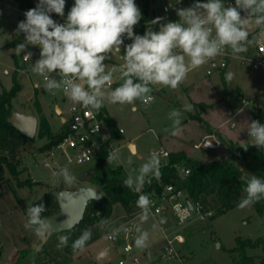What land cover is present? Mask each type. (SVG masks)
<instances>
[{"label":"rangeland","instance_id":"374dc122","mask_svg":"<svg viewBox=\"0 0 264 264\" xmlns=\"http://www.w3.org/2000/svg\"><path fill=\"white\" fill-rule=\"evenodd\" d=\"M36 7L38 0H34ZM141 10V3L135 0ZM74 4V0H66V15ZM235 5V2H228ZM153 9L158 5H152ZM190 3L184 1L174 6L168 13H161L165 21H178L175 8L189 7ZM0 8L4 13L0 15V92L3 89H11L14 85V72L16 70L13 54L16 49L13 40L24 36L16 34L18 22L25 19L24 14L29 10L21 7L17 0H0ZM156 10L152 21L158 17ZM243 16L244 13L241 12ZM159 27V25H154ZM143 26L139 22L134 27L135 33L144 34ZM252 39L259 32L253 26L249 29ZM23 42V41H22ZM21 42V43H22ZM248 51L241 54L253 52L252 45H248ZM124 48V46H123ZM27 49L33 52L34 57L23 62L24 68L19 71L18 79L22 85V90L13 100V110L19 112L32 111L38 116L37 104L46 109L50 123L54 128L62 125V118L66 121L71 119L70 109L74 106L62 90L55 94L47 91L44 87L45 78L40 74L32 72V63H35L40 56L39 46L28 45ZM19 56L22 59V54ZM111 58L105 63L108 68H116L113 74V89L118 87L122 78L118 79L120 68L124 64L122 52H113ZM221 62L227 63L225 68H221ZM214 64V65H213ZM232 72L234 77L231 81L223 79V73ZM52 75L55 74H45ZM59 79V77H55ZM79 82V81H78ZM37 85V86H35ZM86 87V86H85ZM152 87L151 96L153 101L144 103L141 100L133 105L105 103L116 121L117 127L124 130L123 140L118 141L119 158L117 163L123 166L128 172L133 169L138 170L145 163L151 152L160 149L168 151L187 150L193 158L207 163L213 160H226L231 152L229 148L220 140V136L226 141H232L237 145H244L251 141L247 134V122L255 120L254 110L259 106L262 108L261 116H264V68L253 69L250 62H242L235 56L223 59L217 56L213 61L189 72L187 78L176 89H171L162 85H150ZM250 102L243 107L242 100ZM42 104V105H41ZM191 105V110H186V105ZM205 104L206 106H202ZM59 106L63 114L58 115ZM79 106V105H75ZM173 110L181 112V124L177 134H172V119L169 114ZM207 122L208 126L217 133L213 134L212 140L218 141L219 147L216 150L205 148L194 149V142H199L207 134L200 122L192 118L199 116ZM39 117V116H38ZM233 123L236 124L233 127ZM116 126V125H115ZM116 127V128H117ZM168 129V131H165ZM39 131V127H38ZM134 142L136 151H132L128 144ZM47 142L37 135L28 140L19 152V180L30 182L32 185L19 186L8 172L6 178L9 183L0 185V264H14L20 250L27 247V239L30 241L34 237V228H26L27 208L31 205L44 204L47 208L46 194L55 191L56 188L67 189L76 188L78 183H86V172L95 163L77 164L69 163L65 157L60 156V152L55 151L53 161L48 156V151L41 148ZM175 152H170V155ZM187 154V153H186ZM189 156V155H188ZM161 166L169 159L161 158ZM192 158V157H191ZM129 159L132 163H129ZM48 161L50 166L44 165ZM67 168L76 180L71 185L64 184L59 178L52 175L53 171ZM137 173H133L135 175ZM54 194V192H53ZM141 210L135 209L131 214L126 213L121 205L114 207L113 214L105 225L93 226L91 239L86 244V250L80 252H68L65 247L57 248L58 239L51 246V257H43L42 261L63 262V264H119L120 260L131 261L135 258L139 264H235L239 259V254L231 252L236 246L239 238L251 239L253 241L264 237V224L257 214L254 206L240 209L238 206L215 219L193 220L181 233L185 237L184 244L175 243L177 249L175 258L168 259L167 243L163 232L172 226L177 225V218L169 211L161 217L149 216L146 221L140 219ZM137 223L139 228L149 233L148 246L145 249L135 247L134 240L138 235L136 232L133 238V251L124 254L120 246L108 240L107 233L114 228L128 222ZM177 228V227H176ZM175 228V229H176ZM33 248V247H29ZM107 248L109 255L103 260H97V254ZM247 254L255 258L254 264H262L263 253L261 249H249ZM52 258H54L53 261ZM32 264H39L37 261Z\"/></svg>","mask_w":264,"mask_h":264},{"label":"clouds","instance_id":"9594fccd","mask_svg":"<svg viewBox=\"0 0 264 264\" xmlns=\"http://www.w3.org/2000/svg\"><path fill=\"white\" fill-rule=\"evenodd\" d=\"M180 2L176 0V4ZM65 3L66 0H38L36 7L24 13L25 19L18 22L16 29L18 36L24 34V41L16 45V53L25 52L28 45L39 46L40 56L32 63L31 70L44 76L45 89L53 94L62 90L74 106L82 105L96 112L104 106L105 100L111 104L133 105L135 111L137 100L147 103L152 99L150 85L176 89L189 72L213 61L226 50L239 55L248 51V45H264V0H235L234 6H226L224 0H195L189 7L175 8L178 21L162 22L164 17H156L147 22L143 35L134 32L142 19L135 0H74L65 23H57L51 14L64 17ZM154 25H159L158 30H153ZM253 26L259 32L249 39V29ZM125 38L132 42L124 45ZM122 45L124 64L120 72L123 82L113 89L116 68L109 69L105 61L114 51L119 52ZM32 55L27 52L24 56L30 59ZM53 73L55 76L45 75ZM233 77L232 72L225 74L228 81ZM191 108L190 104L185 106L186 110ZM180 117L179 110L169 114L173 135L179 131ZM247 125L250 145L264 149V124L251 120ZM248 145L243 146L245 151ZM118 158V151H113L107 161L110 163ZM129 163H132L130 159ZM160 168V158L153 152L138 170L133 169L123 179L126 188L139 194L136 205L142 210V221L148 219L151 204L149 196L141 194L142 189L152 178L161 176ZM134 172L137 174L133 175ZM52 175L66 185L76 180L67 168L53 171ZM241 180L245 181V187L237 205L240 209L264 200V180L253 174L242 176ZM46 210L42 203L28 207L25 227L35 228L38 233L47 229V218L42 215ZM107 223V220L100 221L101 225ZM120 231L127 232L128 228L121 225L106 238L114 239ZM136 231L135 247L147 248L149 233L140 228ZM91 236V231L85 229L73 241V251L84 252ZM68 240V236H59L57 248L66 247ZM108 255L109 250L105 248L96 259L103 260Z\"/></svg>","mask_w":264,"mask_h":264},{"label":"trees","instance_id":"16d2710c","mask_svg":"<svg viewBox=\"0 0 264 264\" xmlns=\"http://www.w3.org/2000/svg\"><path fill=\"white\" fill-rule=\"evenodd\" d=\"M141 3L143 31H146L147 22L151 20V14L154 11L152 5L156 0H138ZM194 3L195 0H192ZM207 2V0H201ZM235 2V0H224V3ZM17 3L24 8H34L30 0H17ZM153 30L158 28L153 26ZM24 41V36L20 39L13 40V46ZM124 55L123 49L121 50ZM16 70L14 72V85L11 89H3L0 92V185L9 183L6 178L8 172L19 186L32 185L30 182L19 180L20 157L19 152L21 147L30 140L17 130L9 121L13 111V100L22 90V85L19 82V71L25 66L19 54H13ZM225 80V73H223ZM206 106L205 104H201ZM95 111V110H94ZM96 112V111H95ZM37 113L39 118L38 136L41 139H46L47 142L41 148L42 151L48 153L56 147L69 132L68 124L64 123L58 131H54L43 112V109L37 104ZM100 117L107 114L105 105L96 112ZM255 120L264 124V118L261 116V111H254ZM200 122L201 126L207 132L212 134L211 128L207 122L199 116L192 117ZM106 125L113 138L120 135L115 123L107 116L105 119ZM220 140L229 148L231 154L226 160H213L203 163L197 159L189 157L185 152H175L169 156L166 164L160 168L161 176L156 179L152 178L150 184L145 183L143 191L156 190L160 192L165 184H177L187 191L193 201H200L205 209L213 211L210 219H215L228 211L237 207L241 197L244 195L243 188L245 181L241 177H250L252 174L264 180V149H258L250 143L237 145L232 141H226L220 136ZM249 144V145H248ZM248 145L247 151L243 146ZM107 143H105L104 151L99 155L95 165L86 172V183L98 189L103 194V199L93 200L87 206L83 220L75 228L54 234L40 251L35 248L26 247L19 251L18 257L14 264H32L37 261L39 264H52L51 262L42 261L43 257H51V246L59 236H68V244L65 249L72 252V243L75 241L85 229H89L100 221L109 220L113 214L114 207L121 205L126 213H132L137 209L136 201L138 193L126 188L123 184V179L129 173L123 166L108 164ZM190 170L186 176H182L180 172ZM83 183V182H82ZM81 184V183H80ZM54 192V191H53ZM53 192L46 194L47 210L42 214L44 217H49L59 211V205ZM257 214L261 217L264 224V200L253 204ZM99 213V214H97ZM34 231L36 232L35 228ZM27 241V239H25ZM249 249H261L263 253L262 264H264V237L255 241L251 239H241L237 241V246L231 250L239 254V259L235 264H254L255 258L247 254ZM52 258L51 261H53ZM53 264H63V262H54Z\"/></svg>","mask_w":264,"mask_h":264},{"label":"built area","instance_id":"2783aa9c","mask_svg":"<svg viewBox=\"0 0 264 264\" xmlns=\"http://www.w3.org/2000/svg\"><path fill=\"white\" fill-rule=\"evenodd\" d=\"M158 1L161 13H168L171 11V9L174 8L175 5H177L176 0ZM184 1H188L190 3V6L193 4L192 0H181L180 3ZM170 4H172L173 7H169ZM165 9H167V11H165ZM20 12L22 14L25 13L24 10H20ZM64 12L66 15V6ZM65 15L64 17H60L57 14L52 13L51 17L57 23H65ZM136 34L143 35L142 33ZM131 42L132 41L127 38L124 39V45H127ZM252 48L253 52L250 54L232 55L229 50H226L224 53L218 56L223 59L235 56L242 62H250L253 69L264 68V45L252 44ZM27 52L30 51L27 49V51L22 54V61L24 63L30 61L34 57L33 54L30 59L26 58L24 55ZM226 66L227 63L221 62V68H225ZM118 79H121V73H119ZM114 85L115 83L113 82L112 86ZM151 101H153V96L152 99L148 102ZM242 104L243 107H246L250 104V102L243 99ZM254 111H262V108L257 106L255 107ZM70 112L71 119L65 122L68 124L69 132L63 138V140L48 153L50 160L53 161V165L57 164V162L53 160L55 151L57 150L60 152V156L65 157L69 163L75 162L77 164L95 163L99 155L104 151L105 143H107V157L109 153L119 150L120 146L116 144V139L111 136V133L106 125L105 119L107 118V114H104L100 117L94 110L85 108L82 105L73 106L70 109ZM262 118H264V116H262ZM119 133L124 134V130L122 128L119 129ZM194 147L196 149H200L202 147L208 149H217L219 145L216 143H211L209 140H204L199 144H196ZM155 153L163 159H168L170 156V152L163 149H160ZM107 157L106 162L108 163ZM108 164L119 165L117 163V160ZM44 165L50 166V163L48 161H45ZM180 173L182 176H186L190 173V170H184ZM141 194H147L151 200L149 216L159 218L163 214L170 211L178 220L177 225L172 226L171 228L163 232L165 241L167 243L166 249L168 252V259L175 258V256L177 255V249L174 247L175 243H178L180 245L185 243V237L181 233V231L186 226H188L193 220H205L206 218H209L213 215V211L205 209L204 205L200 201H193L187 191L177 184H165L163 185L160 192L156 190H142ZM187 198L190 199L193 205V210H190L189 206L187 205ZM141 213L142 210L140 212V215ZM122 225L127 227L128 231H120L118 234H116L114 239L108 238V240H110L117 246H120L124 254H128L131 253L134 249L133 238L137 232L136 229L139 228V226L137 223H133V221H128ZM120 227L121 225L115 229H119ZM112 231H109L107 233V237L112 235ZM139 263L140 262L139 260H137V258L129 262L126 260L119 261V264Z\"/></svg>","mask_w":264,"mask_h":264},{"label":"water","instance_id":"95a60500","mask_svg":"<svg viewBox=\"0 0 264 264\" xmlns=\"http://www.w3.org/2000/svg\"><path fill=\"white\" fill-rule=\"evenodd\" d=\"M8 121L27 138L32 139L37 135L39 118L33 113L13 110ZM131 150L134 151V145H131ZM54 196L57 199L59 211L47 217V229H42L39 233L36 231L37 241L30 246L36 251H40L52 235L69 231L79 225L89 203L103 199V194L98 189L84 183L74 189L57 190ZM186 203L190 210H193L189 198L186 199Z\"/></svg>","mask_w":264,"mask_h":264},{"label":"crops","instance_id":"0c3cea01","mask_svg":"<svg viewBox=\"0 0 264 264\" xmlns=\"http://www.w3.org/2000/svg\"><path fill=\"white\" fill-rule=\"evenodd\" d=\"M31 1V3H32V5H33V7H35L34 6V0H30ZM156 5H158L157 6V8H155V9H153L154 11L152 12V14H151V17H153V15L155 14V12H156V10L158 9L159 11H158V17H161V14H160V8H159V1L158 0H156V3H155ZM154 4V5H155ZM153 7V6H152ZM4 13V10L2 9V8H0V15H2ZM163 22V21H162ZM156 28H159V27H156ZM123 49V45L121 46V50ZM120 50V51H121ZM214 65V64H213ZM35 86H37V85H35ZM113 87V86H112ZM42 105V104H41ZM104 105H105V108H106V111H107V116L115 123V125H116V127H117V124H116V121H115V119L113 118V116H112V114H111V112L109 111V109H108V107H107V105H106V103L104 102ZM57 107V110H59L60 111V113L58 112V115L59 116H61L62 114H63V111H62V109L57 105L56 106ZM42 109H43V112H44V114L46 115V117H47V119H48V121H49V123H50V120H49V118H48V115H47V113H46V109H45V107L42 105ZM22 112V111H21ZM24 113H33L32 111H26V112H24ZM34 114V113H33ZM36 115V114H35ZM61 121H62V125L66 122V119L65 118H62L61 119ZM50 125H51V127H52V129L54 130V131H58L61 127H62V125H60L58 128H54L53 126H52V124L50 123ZM117 129L119 130V129H121V128H118L117 127ZM212 130V129H211ZM212 134H210L209 132H207V134L205 135V136H203L202 137V139L199 141V142H194V144H193V148L194 149H196L194 146L196 145V144H199L200 142H202V141H204V140H209L211 143H216V144H218L217 142L218 141H215V140H212L211 138H212V136H213V134H215V133H217L215 130H212ZM116 139V144H118L117 142L118 141H121V140H123L124 138H123V134H120L118 137H116L115 138ZM249 143H251V142H249ZM131 145H134V151H136V149H137V146H136V144L134 143V142H130L129 144H128V146L130 147V149H131ZM205 149H208V148H205ZM163 150H165V149H163ZM208 150H216V149H208ZM168 151V150H167ZM185 152V153H187V155H189V157H192L193 158V156L190 154V152H188L187 150H178V151H168V152ZM195 159V158H194ZM81 184H83V183H81ZM85 184V183H84ZM78 185H80V183H78V184H76V187L78 186ZM67 189H72V188H67ZM74 189V188H73ZM57 190H62V189H59V188H56L55 189V191H57ZM54 191V192H55ZM129 214V213H128ZM112 216V215H111ZM111 218V217H110ZM97 225H101V224H97ZM96 226V225H95ZM92 229H93V227H91L90 228V231H92ZM115 229V228H114ZM143 231V230H142ZM109 232V231H108ZM37 238H38V235H37V232H35L34 231V237L30 240V241H28L27 240V247H30L32 244H34L36 241H37Z\"/></svg>","mask_w":264,"mask_h":264}]
</instances>
